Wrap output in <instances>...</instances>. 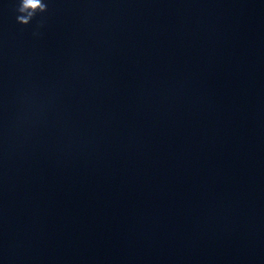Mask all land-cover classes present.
Masks as SVG:
<instances>
[{"label": "clouds", "instance_id": "obj_1", "mask_svg": "<svg viewBox=\"0 0 264 264\" xmlns=\"http://www.w3.org/2000/svg\"><path fill=\"white\" fill-rule=\"evenodd\" d=\"M14 11L17 24L28 26L37 16L48 11V4L46 0H16Z\"/></svg>", "mask_w": 264, "mask_h": 264}]
</instances>
